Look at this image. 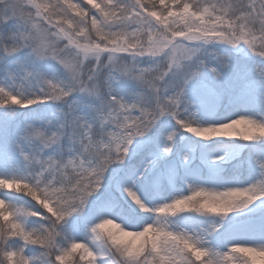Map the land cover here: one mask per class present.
I'll list each match as a JSON object with an SVG mask.
<instances>
[{"label": "snow or ice", "instance_id": "snow-or-ice-1", "mask_svg": "<svg viewBox=\"0 0 264 264\" xmlns=\"http://www.w3.org/2000/svg\"><path fill=\"white\" fill-rule=\"evenodd\" d=\"M0 264H264V0H0Z\"/></svg>", "mask_w": 264, "mask_h": 264}]
</instances>
